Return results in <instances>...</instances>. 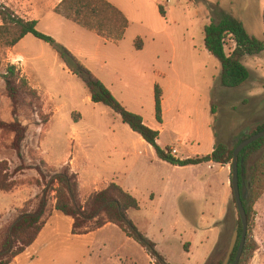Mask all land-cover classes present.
Masks as SVG:
<instances>
[{"label":"rangeland","instance_id":"374dc122","mask_svg":"<svg viewBox=\"0 0 264 264\" xmlns=\"http://www.w3.org/2000/svg\"><path fill=\"white\" fill-rule=\"evenodd\" d=\"M111 1L130 21L122 40L99 37L56 14L62 0H0V10L10 8L23 19L36 20L38 31L66 47L128 111L158 126L161 147L178 150L177 159L207 155L218 142L231 148L244 133L249 136L264 124V52L242 59L250 71L248 82L223 88L221 63L207 51L204 33L215 18L213 10L220 8L264 41V0ZM234 48L229 39L227 54ZM9 65L17 66L38 97L18 85L19 97L13 103L4 78ZM155 85L164 95L163 124L156 121ZM0 121H18L26 129L20 157L15 134L0 130V162H6L11 173L26 168L16 174L12 192L0 191L2 227L24 208H36V196L43 191L36 184L37 169L49 177L69 167L78 175L81 202L110 183L131 193L140 209L130 210L129 219L167 264L224 263L233 233L241 227L231 185L232 165H226L229 175L224 177L215 163L177 167L159 159L118 114L93 103L84 80L50 44L33 35L14 48L0 45ZM78 140H83L82 148L92 159L88 168L79 163L82 173L69 163L76 151L82 157V149H76ZM260 157L259 153L252 162ZM54 197L52 192L51 206ZM254 209L255 250L243 264H264V192ZM54 211L51 207V216ZM211 223L215 229H210ZM57 228L55 247L33 250L17 264L157 263L150 248L116 226L83 236L73 235L67 221L58 222Z\"/></svg>","mask_w":264,"mask_h":264},{"label":"trees","instance_id":"16d2710c","mask_svg":"<svg viewBox=\"0 0 264 264\" xmlns=\"http://www.w3.org/2000/svg\"><path fill=\"white\" fill-rule=\"evenodd\" d=\"M219 8V7H217ZM160 12L165 16L163 7ZM55 13L71 20L88 30L94 31L98 36L122 40L129 20L124 13L107 0H62L55 9ZM215 18L204 28L205 47L207 51L217 58L222 66L220 85L223 88L235 89L243 86L250 79L249 69L242 63L244 57H252L264 52V41L252 36L245 24L236 17L223 10H213ZM0 45L7 48L16 47L26 36L33 35L39 40L50 44L63 59L67 67L77 76L81 77L89 92L93 103L103 104L118 114L123 123L138 134L156 152L159 159L178 167L200 165L203 163H216L222 166L232 165L234 152L237 146L251 136L264 131V124L258 127L251 135H246L231 148L222 142L215 145L212 154L205 157L177 159L170 149H163L159 144L160 132L145 124L144 118L128 111L113 95L111 90L101 81L95 79L76 57L62 44L38 31L36 20H26L18 16L10 8L0 10ZM231 40L235 48L231 54L226 52V43ZM141 50V46H137ZM7 92L13 103L19 97V87L25 88L27 94L38 97L37 90L32 88L27 79L21 78L20 70L16 65H9L5 75ZM19 82V83H18ZM19 85V87H18ZM163 91L155 85V111L156 121L163 124ZM0 130L15 134V149L20 157L22 143L26 137V129L18 121L6 123L0 121ZM261 154L259 160L252 162L253 157ZM26 168L18 167L12 173L6 162H0V191L12 192L17 183L16 174ZM40 178L37 186L43 188L42 194L37 195L38 204L35 209H23L14 218L10 225L2 227L0 224V264H11L17 257L24 254L38 239L48 219L51 217L50 208L66 217L73 219L72 234L76 236L94 233L108 224L121 229L129 238L134 239L144 247L151 250L156 264H167L163 257L155 250V244L142 235L134 223L129 219L130 210H139V201L128 191L116 183H110L101 191L92 193L85 202L79 200V180L76 173L69 167L52 176L45 175L40 169ZM240 186L248 187L246 196L242 198L248 216V235L244 251L239 264H243L248 256L255 250L251 240V232L255 220V204L264 192V138L245 148L239 155ZM55 192V204L51 206L50 195ZM2 216H0V221ZM242 223L239 228L240 239L232 254L231 264L234 263L239 248Z\"/></svg>","mask_w":264,"mask_h":264},{"label":"crops","instance_id":"0c3cea01","mask_svg":"<svg viewBox=\"0 0 264 264\" xmlns=\"http://www.w3.org/2000/svg\"><path fill=\"white\" fill-rule=\"evenodd\" d=\"M108 2H110L111 4H113L114 6H116L118 9H120L121 11H122V9L118 6V5H116V4H114V2L113 1H111V0H107ZM123 13H124V15L127 17V15L125 14V12L124 11H122ZM128 18V17H127ZM129 20V19H128ZM129 26H130V21H129ZM129 28V27H128ZM128 28H127V30H128ZM127 30H126V32H127ZM94 32V31H93ZM125 32V33H126ZM96 33V32H95ZM97 34V33H96ZM98 35V34H97ZM100 37V36H99ZM142 39V38H141ZM145 49V48H144ZM144 49H141V51H143ZM146 123V122H145ZM146 125H148L147 123H146ZM150 128H152V129H154V130H157V131H159L160 132V134H161V129L158 127V126H156V127H153V125H148ZM78 139H81V138H78ZM158 144L160 145V142L158 141ZM84 146V142H83V140H78V143L76 144V149H78V148H80V149H82L83 150V152H81L80 151V156H82V157H80V159L77 157V154L79 155V153H77V151L72 155L73 156V158L72 159H70L69 160V163H70V167L73 169V170H75V171H81L82 169H80L78 166H80L79 165V163L81 162V163H83V165H84V167L85 168H88L89 166H91L92 164L90 163L91 162V155L89 154V153H86L85 152V150L82 148ZM161 146V145H160ZM215 148V147H214ZM214 148L212 147V149L209 151V153H207V155H198L197 157H205V156H208V155H210V154H212V152L214 151ZM178 151V150H177ZM179 153V152H178ZM85 154V155H84ZM176 156V155H175ZM187 159H189V158H187ZM181 160H186V159H181ZM210 163H213V162H210ZM204 164V163H203ZM216 164V163H215ZM201 165V164H200ZM217 165H219V167H220V170L222 171V173L224 174V177L226 176H228L229 175V169L226 167V166H222V165H220V164H217ZM178 167V166H177ZM84 168V169H85ZM81 173H82V171H81ZM81 176H82V174H81ZM80 185H81V189H82V182L80 181ZM227 187H228V184L226 183V185H224L223 186V188L225 189L224 190V193H225V191H226V189H227ZM103 190V189H102ZM98 191H101V190H98ZM213 200V199H212ZM214 201V202H213ZM212 202H213V204L215 203V200H213ZM215 212V214H216V210L214 211ZM58 213L59 212H57V211H54L53 212V215L48 219V221H47V223H46V225H45V227H44V229H43V231L41 232V234L39 235V237H38V239H37V241L27 250V252L26 253H24V254H22L21 256H19V257H17L16 259H15V261L12 263V264H17V263H23L25 260V257L28 255V254H30V255H33L32 253H31V251H33V250H36V251H38V249H41V248H53V247H55V236H58V234H59V231H58V228H57V223L58 222H62V220L63 221H67L68 223H69V225H70V229L72 230V227H73V219L72 218H70V217H68V218H70L72 221L71 222H69L68 220H64V219H62V218H59V216H58ZM61 214V213H60ZM63 215V214H62ZM54 217H57V219H55V220H53V218ZM66 217V216H65ZM214 218V217H213ZM215 219V218H214ZM57 220H59V221H57ZM217 221V220H216ZM215 221V222H216ZM214 222V223H215ZM210 225H212V223L210 224ZM215 225V224H214ZM214 225H212L213 227L212 228H210V227H208V228H210V229H215V227H214ZM110 226H115V225H113V224H108V225H106L104 228H106V227H110ZM117 227V226H116ZM218 228V227H217ZM103 229V228H102ZM101 230V229H100ZM218 230V229H217Z\"/></svg>","mask_w":264,"mask_h":264},{"label":"water","instance_id":"95a60500","mask_svg":"<svg viewBox=\"0 0 264 264\" xmlns=\"http://www.w3.org/2000/svg\"><path fill=\"white\" fill-rule=\"evenodd\" d=\"M263 138H264V131L258 134H255L251 136L250 138H248L247 140L240 143L234 152V162L232 164V173H231V185H232L233 194L235 197V201H236V205H237L238 212L240 215L243 230H242L241 240H240L239 248L237 251L236 259L233 264H239L243 251H244L247 235H248V216H247L246 208L244 207L243 200H242V198L246 195V188L242 189L240 186L239 155L245 148H247L251 144ZM239 228L240 226H237L233 233L230 246H229V250H228V254L223 264H230L232 254L234 253L237 247V244L239 242V239H240Z\"/></svg>","mask_w":264,"mask_h":264},{"label":"built area","instance_id":"2783aa9c","mask_svg":"<svg viewBox=\"0 0 264 264\" xmlns=\"http://www.w3.org/2000/svg\"><path fill=\"white\" fill-rule=\"evenodd\" d=\"M170 152H171V154H172V155H174V156H175V155H176V153H177V151H176V150H170Z\"/></svg>","mask_w":264,"mask_h":264},{"label":"flooded vegetation","instance_id":"af4514ba","mask_svg":"<svg viewBox=\"0 0 264 264\" xmlns=\"http://www.w3.org/2000/svg\"><path fill=\"white\" fill-rule=\"evenodd\" d=\"M243 188H246V194H247V192H248V187L247 186H243ZM242 188V189H243ZM246 196V195H245ZM231 259H232V257H231ZM230 264H231V261H230Z\"/></svg>","mask_w":264,"mask_h":264}]
</instances>
